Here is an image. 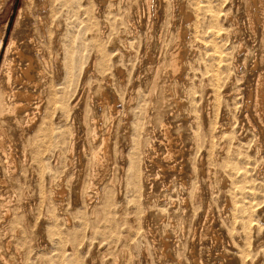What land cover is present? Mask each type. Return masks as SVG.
<instances>
[{
    "label": "rangeland",
    "instance_id": "1",
    "mask_svg": "<svg viewBox=\"0 0 264 264\" xmlns=\"http://www.w3.org/2000/svg\"><path fill=\"white\" fill-rule=\"evenodd\" d=\"M79 1L82 4L83 3H86V5L88 4L87 5L88 9L90 8L89 9L90 17L92 16L90 24L93 29L95 28L94 31H96V32L93 31L94 40H97L98 42L100 41L101 45L104 44L106 51L108 50L107 53L110 51L108 55L110 57L109 59L111 60V65L113 66L115 65L116 67L119 68V70L124 72V76L126 77L125 78L126 80L129 76L132 75V72L134 71L135 76L141 77V80H140L141 83H138L137 86L140 87V89H144L147 91L149 88L153 90V93L155 96L154 100L156 101L157 103L156 107L158 108L154 107L155 109H153L147 115L149 117L146 116L145 119L147 120L143 119L144 126L147 124L146 128L148 130V133H147L148 135L146 138L149 140V141L147 139L144 140V142L146 143V144L144 143V150L148 151L149 149L148 147L150 145H154L156 149L160 152V154H164L166 152V148L164 144V138H163L161 126L163 124L169 125L172 129L174 137L177 139L176 146L178 145L177 148L181 152V154L177 158L178 168L175 170V172H171V173L166 172V174L164 173L160 175L158 173L159 172L158 167L156 165L149 164V167H150L149 168L150 170L149 178L154 181V183L149 182L148 184L149 188L152 187V190H151L152 201L148 204V207L150 208L149 212L150 211L151 212L148 215L147 221L145 222L143 220L141 221L143 222V225H144L142 230L144 229L149 230V231L152 230L154 233V235H152L153 237L146 234V231L144 232L142 231V233L139 235L141 236L140 239H139V236L138 237L136 236V234H138L139 231H137L138 227H137V223L135 222V218L128 217L125 215L126 213L125 211L128 209L126 205L120 207L122 203L125 204L124 202H126L125 200L126 198H128L127 196L128 194L126 192L127 190L126 188H124L126 190V191L124 190L126 194L123 193L122 196L120 197L119 201L121 203L118 201V205L120 207L119 215L121 214L122 218L127 219V221L131 223V225L124 226L125 228L122 227L120 228L121 230H119L120 232L124 231L122 233L123 238L121 239L122 241L123 240L125 241L124 242L125 246L123 247L122 245H120L122 241L119 242L118 238L113 237V236L109 237V235H111L110 234L111 230L109 228L110 225H108L107 222L105 223L103 219L98 218L99 215L96 213L97 209H99L105 203L102 199H100V196L95 195L94 191L88 188L87 174L81 173L80 172L81 167L79 166L80 168H77L76 172L75 171L70 172L71 174L69 173L67 175V177L69 176L67 180L66 178L64 180L63 187L65 189V192L66 191L67 192L65 194L66 196L64 195V199L61 200L63 201L62 202L63 204H61L62 205L61 207L60 205H58L59 203L55 201L53 197V191H49L50 192L49 198L51 200L50 199L48 200L49 203H47V207H46V213L49 214L47 215L49 220L48 221L46 220V223L51 224V225L49 224L50 226H48L47 224L49 229L52 227V225L53 226L55 225V227H52V228H54L57 231L53 230L52 228L50 229L51 231L49 230L50 235L52 233L53 234L55 233V235L52 234L51 237L49 234H47L48 237L46 235V240L42 241V243L39 244L40 249L38 248V253L35 254V256H38L36 258L35 256H30V254L28 256L29 249L27 250L26 246H24L23 244H20V241L26 236L28 240L32 239V236H31L32 235L31 227H33L32 224L34 226L35 225L38 226L39 222L38 220H35V217L37 219V212H34L36 211L38 203L34 204L33 202H30L27 199L28 194L30 195V188L33 183L30 181V179H28V176L26 174L27 169L23 167V157H22V151H23L22 147L23 146L22 144H23V141L27 139V137H24V138L19 137L20 136L19 131H13L11 133L13 136L17 138L18 142L16 144H17V147L19 146L18 149L15 150V154H17L16 157H17V160H19L18 164L20 163L19 165L21 168L18 165L17 170H15L14 172L12 170L9 171L7 168V165L5 164V157L0 156V180H6L7 182H9L8 186H6L5 188H0V193H1V196L4 195V199L12 198L13 202L11 205H13L12 208L14 209L12 213L13 215L11 214V216L8 218L9 220L12 219L11 222L9 220H6L0 226V255L4 256L7 260H9L8 264H105V263L106 264H115V263L117 264H236V258L240 254L247 253L246 255L252 257L254 261H256V264H264L263 263L264 262V251H263L264 250V221H263L264 220V201H263L264 200V167L263 166L264 165H262L264 164V124L261 119V116L257 112V105L255 101L250 99V94H251V91L254 89L257 76L264 75V66L260 60V57H258V64L256 67L254 64L257 59V55L259 51L261 50L260 44L262 41V29H259L258 33H252L248 29V24H247V21H245L246 20L245 15L243 14V5L246 0H222V1L220 0H90V1L86 0V2L85 0H79ZM150 1L152 2V4ZM224 1L225 3H223ZM77 2L78 0H0V32L2 31L5 32L4 42L7 44L12 38L16 40L17 48L25 55L33 57L34 63H35L34 67H36V69L41 68L42 70H44L45 73L48 75V77H50L52 80V76L55 71L54 70L55 65L54 63H52V60H51L52 58L51 52L55 51V49L52 46L53 44L52 45L49 44L50 29L51 28L54 29L55 24L57 23L58 28L60 27L58 30L59 31L61 30L60 34L62 33V35L58 36V40L61 39L60 40L61 42L60 41L58 42V46L61 45L63 43L62 40L65 39L64 33L66 34L67 32L71 31L70 34H72L71 35L72 38L73 36L76 35L75 36L76 38L75 37L74 38L77 39V40H74L73 38V40L76 42H74L72 46L74 47V49L79 50L82 54L84 53L80 58L81 60L80 61V64H81L80 72L83 73V80H85L86 82L82 81V85L87 84L88 86L90 85L89 87L92 86L91 88L93 89V91H94V88L96 89L94 91L95 93L101 87L107 86L106 83H109L108 80L110 81L113 80L112 88L111 87L108 88L109 91H111V89L117 90V87L120 86L118 87V89H120L119 91H121V88H122L121 92H123V90H125V86L124 84H120L122 75L119 72H115V71L114 73L112 71L110 73L111 75H109V73H107V75L99 74L98 72H96L97 71L96 66L98 67L100 65V62L102 59V57H100V54H98L99 57L94 55V58L93 57L90 58L91 56L90 55L91 54L90 44L88 46H85L84 49H82L83 47H80L78 42H79V37L81 33H78V32L79 31L82 32L83 27H84L83 25L85 24H84V17L83 16L81 17L82 13H78V10H76L78 8V7L76 8L78 4L75 5ZM92 4L94 5L92 6ZM219 5H221L220 7H222L221 11H220ZM238 5L240 6V8H238ZM72 7L74 8L73 11H72L73 9ZM21 8L26 9V13L23 17L24 19L23 21L18 20V12ZM53 8L56 10V13H57V15L55 16V19L52 18L50 15L51 9ZM225 8L228 9V12ZM222 11L224 12L223 15L221 14ZM225 11L227 13H225ZM93 12H96V13H93ZM218 13L220 16L218 15ZM228 13L233 15L234 19L237 21L236 26L234 25L233 22L231 23V21L229 20ZM96 14H99V15L97 16ZM93 17H95L96 20ZM55 20H56V23L54 22ZM76 20L77 22H73ZM78 20L79 22L81 21L80 24ZM215 20L220 21L219 25L216 24L218 22H216ZM95 21L97 24L98 23L99 24L97 25L96 23H94ZM124 22L128 23V25L125 24ZM213 22L214 24H216L215 26L214 25L212 26ZM73 23L74 25H72ZM124 24L127 27H125ZM94 25H96V27ZM70 26L71 28L72 27L73 28L70 29ZM77 27L79 29L76 30ZM180 27H184L187 33L186 36H184L185 38L184 42L180 45L183 48V51H186V54H184L185 62L188 63L187 62L188 60L189 62H192L193 58L191 57V55L194 51H197L198 56L196 55V57L198 58L199 61L201 60L200 68L203 70L200 73L196 72L195 71L196 68L194 69L191 63L187 64V66L190 69L186 66L184 69V73H183V75L186 74L187 77L184 76L182 81H179L178 83L175 82L173 83V86H172L174 87L173 89L175 91L176 89L178 92L180 91L179 96L173 93H167L168 94L167 96V94L164 95L163 93H157V92H161L160 90L163 84V80L164 78H166L165 70L167 69L168 63H169V62L167 63L166 61H169L168 58L170 54H172L176 48L175 45L178 40L177 34H178V30L180 29ZM65 28H66V31H64ZM217 28L219 30L221 29L222 31H226V32L229 31L228 30L229 28L231 30L234 28L232 30L233 32L230 30L229 33H227L228 40L229 39L231 40V41L229 40L230 42L228 43L229 44L231 43L232 45L230 44V46H228L229 44L226 43V45L222 48V44H221L222 42L220 41V39L217 36H214V35L212 36L210 34L211 30L212 32H215L218 30ZM72 30L74 31V33ZM201 31H202V35H201ZM198 32L201 35L200 39L198 36L199 35ZM196 33L198 35H196ZM232 33L233 34L235 33V34L233 35ZM194 36L195 37L198 36V38L196 39ZM203 37L206 38L207 40L204 39ZM213 37L214 39H212ZM231 38H233V40ZM85 39L86 38L84 37V40H83V37H82L83 42H85ZM113 39L115 41L117 40L119 43L117 41L116 42L113 41ZM239 39L240 40L242 39V40L240 41ZM200 40L201 42H204V45H202L203 47L201 48L202 51H204L203 53L199 49V47L201 46H198V44L196 43L197 41H200ZM213 41L215 44L218 45L217 50L219 49V46L221 45L220 46L221 52L223 53L227 52V53H224V59L230 58L228 61L227 59H225L226 60L225 65L228 64L229 66L227 65L228 67L227 69L225 66L226 71L225 70L223 71V69L221 70L222 74L221 72L219 73V71L217 70L218 63L215 61L217 55L214 53L215 49L212 46ZM240 42H242L243 45L245 46L244 51L240 53V56H238L239 57L238 59L240 63L242 64L241 70H240L242 74H237V73L235 74L233 62L235 61L234 58L238 54L237 50H238V44ZM66 43L68 42L66 41ZM105 43H107V45ZM84 44H87V42H85ZM149 44L151 45L150 51H151L153 58H150L147 56V50H148ZM54 45L57 47V44H54ZM78 45L82 51L78 48ZM208 46L212 48H209ZM87 47L89 48L86 49ZM206 49L207 51L205 53ZM112 51L114 52L111 53ZM86 52L88 55H86ZM53 53L56 54V52H53ZM110 53L116 55V57L118 56L119 58L118 57L116 58L114 55H110ZM210 53H212L213 56ZM201 54L206 55V56H204L203 58ZM86 56L87 58H89V60L86 59ZM211 56L213 57V59L210 58ZM112 58H114L115 60L117 59V60L114 61V59L112 60ZM201 58L207 59L208 61L203 60L202 62ZM129 60H131V62ZM212 60L215 62H213ZM45 61H48V62L50 61V62L48 65H45L44 63ZM92 61L95 62V67H94L95 71H94L93 76L88 71L90 70L89 65L92 64ZM112 61H114L115 64ZM132 61H134V64ZM126 62L127 64L129 63L128 66ZM205 63L208 67L202 66ZM2 64H3V54L0 53V110H2L6 102L3 97L4 75L2 73ZM213 64H216V65H213ZM43 65L45 68L43 67ZM230 65H232L233 67ZM132 66H135L136 68L135 67L133 68ZM214 66L216 67V69ZM186 68H188L189 70L188 69L186 70ZM130 69H131V72L129 71ZM126 70L129 71V73H127ZM214 70H217V71H214ZM193 71L195 75L197 74L196 76L193 74ZM208 72H210V74L212 73L211 74L212 76H209L210 74L208 75ZM216 72L219 75L221 74L220 75L221 77ZM126 73L130 75L127 76ZM223 73L225 74V76L228 75V73H234V76L236 75L234 77L235 79L234 82L227 85L228 82L223 81V76H224ZM157 76H158V79L156 80L157 83L155 84L154 77H157ZM218 76L221 80L220 81L221 84H217ZM100 77L101 78L104 77V78L101 79ZM202 78H204V80ZM39 79L40 77H37V80ZM89 79L91 80V83ZM103 80H105V82H103ZM201 81L203 82L202 84H204V82L205 84L201 85L200 84ZM59 82L61 83V81H58V82L56 81L55 82L56 85H59L60 84ZM212 82H214L213 86L215 85L216 87H218L219 90H222V91L226 90L232 93L234 92V96L232 97L231 104L232 105L235 104V106L237 105V109L234 111V113L236 114L234 115L233 112H232L233 114H231L232 118L229 116L223 117L220 113H219L220 114L219 116L218 114V117H217L218 123L227 125L225 133L222 132V135H221L222 137L218 136L214 128L216 127L217 123L215 121L217 120L211 117L209 118L211 121H206V118L208 117V109H206L208 108V101L206 99L207 97H205L206 92L204 90L205 89L204 86H206V84L208 85L210 83L212 84ZM97 83H100V84H97ZM113 83H114V86L116 85L117 87L116 86L114 87ZM153 83L155 86L153 85ZM192 83L193 85H195L196 90H200L202 88L203 89L198 91L199 93L202 94V96L201 94L196 93L194 96L195 101L193 100V102L190 103L189 101L190 93L188 91L190 90L189 87L193 86ZM126 84H127V81H126ZM211 84L209 85V87L212 86ZM60 85L58 86V88L62 89V85L61 86ZM215 86L214 88L216 89ZM15 87L17 89H20L22 85L17 84L15 85ZM152 87H155L156 91ZM72 90L70 91V98H68V103L73 102L74 104H79V105L75 108V112H76V114L74 113V115L76 116V117L74 116L75 120L74 119L70 120L71 122L67 121V123L70 122L68 124L71 125V127L73 126L74 128L72 127L70 128L72 130H70L67 127L66 134L69 133L70 135L67 134L66 136L70 137L71 139V135L76 133L79 137V140L77 141V152L76 153L79 154L82 151L81 154L83 153L82 155H85L87 153L88 154L90 153V150H91L90 148H92L91 146H93V144L91 142L90 134L89 133L87 134V131L82 126L81 117L79 114L82 113V110L84 109L85 105L88 106V108L90 107L91 97H88L89 96L88 95L82 98V96L80 97V94H77V97L73 99L72 97L74 96V90L73 91ZM198 96H201V97L199 98ZM78 99L80 102L78 101ZM87 99L88 100L90 99L88 103L86 102ZM160 100L162 103H160ZM183 100H184V103H183ZM196 100H197V104H196ZM180 101H182V104H179ZM158 102H159V105H158ZM23 104H26V103H23ZM121 104L122 102L119 104V108L123 110L124 106L123 104L122 105ZM189 105H190V108H189ZM194 105L197 107V109L196 107L193 108ZM238 107L240 108V110H238L239 109ZM76 109H78V112ZM190 109L193 111L191 112ZM86 114L85 116H89L88 114L87 115ZM225 115H228V114L226 113ZM8 119H10V117H8ZM10 120H13V118H11ZM88 120H89V117L87 121ZM197 121L200 123L199 126L197 125L198 124ZM201 125H203V127ZM194 128H197V129H194ZM25 129L27 128L25 127ZM205 129L207 132L205 131ZM210 129H212V131ZM27 131L28 130H26V132ZM119 132L120 130H118V133ZM212 134L214 135L213 137H212ZM207 135L209 136V139L212 141V144L213 143L216 144L218 142L216 145L214 146L212 145V148H211L212 150L213 148L217 147L216 149L213 150L214 153L220 154L221 148L224 147V150H223L224 154L223 155L221 154L222 156L220 159L222 161L227 159L226 160L227 165L232 167V168L229 167V169L231 170L234 168L233 171L229 170L226 164H224V166L225 168L227 167V169L224 168V166L222 165L224 161L223 162L218 161L217 158L212 160V158L208 157L209 155L206 152L207 149L203 147V144L205 143L206 138H208ZM66 136H64L63 139H65ZM85 136H86V139H85ZM202 136H204V139L202 138ZM224 137H227V138H224ZM229 137H233L234 139L229 138ZM63 139H61L62 142L63 141L66 142L68 140L70 141V139H65V140ZM218 139L221 142H219ZM225 139H228V140H226L225 142ZM229 140H233V141H229ZM69 141H68V144L67 142L66 143L60 142L61 145L59 144V148L54 153V155H56L59 150L60 152L57 154L59 155V158L63 154L62 159L58 158V162H56L58 163L57 164L58 168L56 167L55 165L56 163L54 162L55 158L52 159V157H50L51 160L49 159V161H51L50 163L51 164L53 163L52 167L55 170L54 172V170L51 169L52 173L54 172L53 173L54 175L52 174L54 176L53 177L54 179H56V177H58V175L62 172L60 170L59 165L61 164L60 166L62 167V162H64L65 158L67 157L66 149H69ZM201 141L202 143L203 142L204 143L202 144ZM199 142L201 145H199ZM196 147H199L200 149L199 148L196 149ZM197 150L199 151L197 152L198 157L196 156ZM219 154H217L218 158H219ZM229 154L231 155V157H229L230 156ZM200 156H204L203 158L205 159V163L207 167H211L214 165L213 167L216 168V169L214 168V170H216L214 175L218 177L215 178L213 176L214 178L208 177L207 179L199 175V173L195 174V172L193 171V168L197 170L198 168L197 163H199L198 158H200ZM235 157L237 158L235 159ZM193 159H196V160L194 161ZM84 161L86 163L88 162L86 157ZM212 161L214 162L216 161V162L213 163ZM228 162H230L231 164L233 162L234 163L232 164L233 166L230 163L229 165ZM191 163L192 165H190ZM217 168H218V171H217ZM119 170H120V165L119 166L117 165L116 171L118 173L117 172L116 173L118 176L120 174ZM224 170L226 173L225 172L222 173V171ZM24 171H25V174H24ZM71 175H73L72 179L70 178ZM196 175L198 176V178ZM216 180L217 182H215ZM51 182H50L51 186L49 185L50 190H51L52 185L54 186L56 185L58 186V188L60 187V185L55 180H52ZM106 184L108 185V183ZM141 184L142 183H140V186L142 187L143 185ZM245 184H247V186ZM256 184L258 186L260 185L259 186L260 188ZM86 187H87V190H86ZM249 189L250 190L252 189V191L250 192ZM101 191L104 192L106 190L103 187H101ZM114 193H116V191ZM248 198L250 201L249 200L247 201ZM87 200H90L89 203L91 204H89ZM185 200L186 202H184ZM9 201H11V199H9ZM68 203H70L71 205H69ZM84 203H86L87 205H85ZM93 203L95 205H93ZM1 204L2 203L0 201V210H2ZM48 204H50L51 206L50 205L48 206ZM258 204L262 206L260 207L261 209L258 207H255ZM76 205L77 206L80 205V206L77 208ZM81 205H82V208L79 209ZM237 206L240 207L239 213L238 211L236 212ZM48 207H50L51 211L50 209H48ZM224 207H226L225 211H224ZM70 208H72L71 209L72 211L70 210ZM75 208H77L79 211H82V213H84L85 215L86 214L87 216L89 215L88 217L86 216L88 218V221H87V218L80 219L82 222L79 221V219L75 221L76 220L75 218L74 220H72L74 217L73 211L75 210L78 211ZM91 208H92V211H91ZM146 209L147 207L144 206L143 210H146ZM86 211H89V212L86 213ZM90 212H92V214ZM153 214L156 215L157 219L155 217H151ZM63 219H65V221ZM68 219L71 220L70 223L68 222ZM83 221L86 222V225H84ZM87 223L89 224L87 225ZM63 224L65 226H63ZM81 225L85 226V230L84 228L80 227ZM92 225L94 226V228ZM60 226H62L63 228ZM81 230L82 232H84L83 235L79 233V231ZM91 231L94 233H92ZM56 232L58 233L56 234ZM66 232H68V234ZM107 232L109 235L107 234ZM102 234L105 237H102L101 236ZM78 236L80 237V239L77 238ZM107 237L109 239H107ZM111 237H113L116 240H114ZM146 237H149L150 239ZM163 240L166 241L167 246H164ZM97 241L100 243H98ZM63 242L65 243V245H63L64 244ZM8 243H11V246L9 248L10 250L8 249ZM17 243L19 245H16ZM72 245L73 246L79 245V247L75 249V247H73ZM66 246L67 248H65ZM88 247L90 250L88 249ZM17 248H20V251H21L20 254L16 251ZM58 248H59V251H58ZM79 248H81L80 249L81 252H79ZM67 250L73 253H67ZM82 250H83V253H82ZM145 250H147L148 254L145 253ZM164 250L167 252L166 254H163ZM88 254L90 255L88 256ZM1 256H0V264H6L1 260ZM27 257L29 258L27 259ZM82 257L83 259L84 258L85 259L83 260ZM75 258L78 260H76ZM29 261L31 263H29Z\"/></svg>",
    "mask_w": 264,
    "mask_h": 264
},
{
    "label": "bare ground",
    "instance_id": "2",
    "mask_svg": "<svg viewBox=\"0 0 264 264\" xmlns=\"http://www.w3.org/2000/svg\"><path fill=\"white\" fill-rule=\"evenodd\" d=\"M90 1V0H89ZM222 1V0H220ZM75 2V1H74ZM86 2V0H85ZM151 2V1H150ZM88 3V2H87ZM220 3V2H219ZM218 3V4H219ZM222 3V2H221ZM225 3V1L223 2ZM228 3V2H227ZM226 3V4H227ZM78 4V5H77ZM85 4V5H84ZM152 4V2H151ZM241 4V3H240ZM2 5V4H1ZM76 6V10H78V13H82L81 17H84V24L83 25V30L82 32L79 31L78 33H81L80 37H79V45L80 47H83L82 49H84L85 46H88L90 44L91 47V56L90 58H94L95 56H98V54H100V57H102L100 65L97 67L96 66V72H98L99 74H103V75H107V73H109V75H111L110 73L113 71L115 72H119L122 75V79H121V83L120 84H124L125 86V90L119 91L120 89H118V87L120 86H116L117 90L114 89L111 91H109L108 88H112V81L113 80H108L109 83H106L107 86H103L100 89L97 90V92L94 93V91L96 90L94 88V91L91 87H89L87 84H83L82 85V81L83 80V73L80 72V58L81 56L84 54H82L79 50L74 49V47L72 46V44L77 40L75 39L76 35L73 36L72 38V34H70L71 31H68L65 35V39H63V43L61 45L58 46V42L61 40H58V36L62 35V33L60 34V31L58 30V26L56 23V20L54 21L55 27L54 29L51 28L50 29V42L49 44H53L52 46L54 47L55 51H52L51 55H52V63H54L55 65V71L53 73L52 76V80L50 77H48V75L45 73L44 70H42L41 68L36 69V67H34V59L31 56H27L24 53H22L18 48H17V42L16 40H14L13 38L6 44L4 42V37H5V32L2 31L0 32V53L3 54V64H2V73L4 75V92H3V97L4 100L6 101L4 104V107L2 108V110H0V156L5 157V164L7 165L8 170H12L13 172L15 170L18 169V162L19 160H17V157L15 154V150L18 149L17 147V138L15 136L12 135L11 132L13 131H19L20 136L19 137H27V139L25 141H23L22 144V157H23V167H25L27 170V176L28 179H30L32 183V186L30 188V195L28 194L27 199L30 202L38 203V206L36 208L37 212V219L35 217V220H38V226H34L32 224L33 227H31V236L32 239L28 240L26 237H24L21 241L20 244H23L24 246L27 247V250L29 249V253L28 256L30 254V256H35V254L38 253V248H39V244L42 243V241L46 240V235L49 234L50 232L49 230L52 227H55V225L49 229L48 226H50L48 223H46V220L48 221V213H46V207H47V203L49 198V191H53V197L55 199L56 202H58L60 205V207L62 206L61 204H63L61 201L62 199H64V195L66 194L65 189L63 187L64 184V180L67 177V175L70 172H76L77 168H80V172L81 173H85L87 174V186L90 190L94 191L95 195L100 196V199H102L104 201L105 204H103V206H101L99 209H97V214L99 215L98 218H101L105 221V223L107 222L108 225H110V234H107L113 237L118 238V241H122L121 239L123 238V232H120L119 230H121L120 228L124 227V226H129L131 225V223L129 221H127V219L122 218L121 214L119 215V210L120 207L126 205L128 207V209L125 211V215L128 217H133L135 218V222L137 223V231L138 234H136V236L138 237L142 231H146V234H148L149 236L154 235L153 231H149V230H142L144 225L143 222L141 220H143L144 222L147 221L148 219V215L149 213V207L148 204L152 201V187L149 188V182H153L154 181L152 179L149 178V164L151 165H156L159 169V174H166V172L171 173V172H175V170L178 168V157L181 154V152L178 150L176 143H177V139L174 137V134L172 132V129L169 125L167 124H163L162 127V134H163V138H164V144H165V148H166V152L164 154H160V152L156 149V147L154 145H150L148 148V151L144 150V140L147 139V133L148 130L146 128V125L144 126V120L146 116L153 110L155 109L154 107H156V101L154 100V93L153 90L151 88L147 90L144 89H140V87H138V83H141V77L140 76H135L134 75V71L132 72V75L129 76L127 78V80L125 79L126 77L124 76V72H122L121 70H119L118 67H116L115 65H111V60L109 59V55L108 52L106 51L104 44L101 45L100 41L98 42L97 40H94L93 37V31L94 29L91 27L90 21H91V17H90V12L88 9V4L86 5V3H80V1L78 0V2L75 4ZM94 4H92L93 6ZM198 6V5H197ZM209 6V5H208ZM221 5H219L220 7ZM225 7V6H224ZM73 8V7H72ZM148 8V7H147ZM237 8V7H236ZM238 8H240V6L238 5ZM93 9V8H92ZM226 9V8H225ZM230 9V7H229ZM74 10V8L72 9V11ZM96 10V9H95ZM195 10V9H194ZM222 10V7H220V11ZM228 12V9H226ZM93 11V10H92ZM98 11V10H97ZM196 11V10H195ZM237 11V10H236ZM76 12V11H74ZM225 11V13H227ZM231 12V11H230ZM229 12V13H230ZM26 13V9L21 8L18 12V20H24L23 17ZM96 13V12H93ZM98 13V12H97ZM223 11L221 12V14L223 15ZM228 13V14H229ZM241 13V12H239ZM227 14V15H228ZM243 14L245 15V21H247L248 24V29L252 32V33H258L259 29H262V41H261V50L259 51L258 55H257V59L255 61V67L258 64V57H260V60L264 66V0H246L244 2L243 5ZM51 17L55 19V16L57 15L56 10L53 8L51 9V13H50ZM97 16L99 14H96ZM195 15V14H194ZM217 15V14H216ZM215 15V16H216ZM219 15V13H218ZM243 15V16H244ZM220 16V15H219ZM198 17V16H197ZM213 17V15H212ZM217 17V16H216ZM95 20L96 18L93 17ZM104 18V17H103ZM57 19V18H56ZM72 19V18H71ZM75 19V18H74ZM93 19V20H94ZM215 19V18H214ZM218 19V18H217ZM224 19V18H223ZM80 20V18H79ZM78 20V22H79ZM117 20V19H116ZM213 20V19H212ZM221 20V18H220ZM229 20L231 21V23L233 22L234 25H237V21L234 19L233 15L229 14ZM120 21V20H119ZM122 21V19H121ZM120 21V22H121ZM124 21V20H123ZM214 21V20H213ZM216 24L219 25L218 20H215ZM244 21V20H243ZM19 22V21H18ZM73 22H77L73 21ZM81 22V21H80ZM79 22V24H80ZM83 22V21H82ZM93 22V21H92ZM91 22V23H92ZM96 23V21L94 22ZM122 23V22H121ZM125 23V22H124ZM71 24V22H70ZM69 24V25H70ZM97 24V23H96ZM99 24V23H98ZM97 24V25H98ZM123 24V23H122ZM128 25V23H125ZM124 24V25H125ZM131 24V23H130ZM206 24V23H205ZM212 24V26L216 25ZM74 25V23L72 24ZM227 25V24H226ZM233 25V24H232ZM68 26V24H67ZM77 26V24H76ZM79 26V25H78ZM96 27V25H94ZM230 26V24H229ZM75 27V26H74ZM98 27V26H97ZM125 27H127L125 25ZM73 28V27H72ZM70 26V29H72ZM132 28V26H131ZM211 28V27H210ZM221 28V27H220ZM75 29V28H74ZM79 29L78 27L76 28V30ZM99 29V28H97ZM129 29V27H128ZM215 29V28H214ZM213 29V30H214ZM218 29V28H217ZM228 29V28H227ZM234 29V28H233ZM232 29V30H233ZM237 29V28H236ZM235 29V30H236ZM122 30V29H121ZM133 30V29H132ZM211 30V29H210ZM225 30V29H224ZM229 31L231 30L230 28L228 29ZM227 30V31H228ZM231 30V31H232ZM64 31H66V28L64 29ZM73 31V30H72ZM98 31V30H97ZM152 31V30H151ZM204 31V30H203ZM226 31H222L221 29L215 31V32H210V34L213 36H217L220 41L222 42V48L227 44H229L228 42H230L228 40L227 37V33ZM96 32V31H94ZM139 32V31H138ZM233 32V31H232ZM74 33V31H73ZM195 33V32H194ZM97 34V33H96ZM130 34V33H129ZM148 34V33H147ZM186 30L184 27H180V29L178 30V34H177V42L175 45V50L172 54H170L168 60L166 61L168 63V67L165 70V77L163 80V84L161 87V92H157V93H163L164 95L167 93H173L177 96H179V92L173 89V83L175 82H179L182 81L184 76L187 77V75H183L184 73V69L187 66V64L191 63L195 69L196 72H201L203 69L200 68V62L198 58L196 57L197 55V51H194L191 55V57L193 58L192 62H189V60L187 61L188 63L185 62V55L186 51H183V48L180 46L185 38L184 36H186ZM199 34V35H198ZM198 34L196 33V35L199 36V39L202 35V31H201V35L198 32ZM204 34V33H203ZM206 34V32H205ZM204 34V35H205ZM208 34V33H207ZM209 34V35H210ZM233 34V33H232ZM235 34V33H234ZM233 34V35H234ZM74 35V34H73ZM102 35V34H101ZM239 35V34H238ZM96 36V35H95ZM118 36V35H116ZM152 36V35H151ZM195 37L196 39L198 38ZM64 37V36H62ZM61 37V38H62ZM78 37V35H77ZM85 39V42H87V44H84L85 42H83L82 40ZM100 37V36H99ZM232 37V36H231ZM101 38V37H100ZM204 38V37H203ZM210 38V37H209ZM257 38V37H256ZM67 39V40H66ZM111 39V38H110ZM176 39V38H175ZM206 39V38H204ZM203 39V40H204ZM214 39V37L212 38ZM233 40V38H231ZM100 40V39H99ZM104 40V39H103ZM149 40V39H148ZM195 40V39H194ZM207 40V39H206ZM205 40V41H206ZM217 40V39H216ZM240 40V39H239ZM242 40V39H241ZM240 40V41H241ZM66 41L68 43H66ZM109 41V40H108ZM113 41H115L113 39ZM117 41V40H116ZM115 41V42H116ZM161 41V40H160ZM210 41V39H209ZM219 41V43H220ZM61 42V41H60ZM118 42V41H117ZM127 42V41H126ZM188 42V41H187ZM212 42V41H211ZM234 42V41H233ZM77 43V44H78ZM108 43V42H107ZM107 43H105L107 45ZM119 43V42H118ZM149 43V42H148ZM198 44L199 49L201 50V52L203 53L204 51H202V45H204V42L197 41L196 42ZM206 43V42H205ZM217 43V42H216ZM236 43V42H235ZM57 44V47L54 45ZM163 44V43H162ZM231 44V43H230ZM230 44L228 46H230ZM78 45V48H79ZM105 45V46H106ZM109 45V44H108ZM220 45V44H219ZM232 45V44H231ZM196 46V47H198ZM206 46V44H205ZM211 46V45H209ZM208 46V47H209ZM213 48L215 49L214 53L217 55L216 57V62L218 63V71L219 73L221 72L222 74V69L223 71L228 68L227 65H225V58L224 59V53L227 52H221L220 50V46L219 49L217 50L218 45L214 43L212 44ZM227 46V47H228ZM39 47V46H38ZM89 47H87L86 49H88ZM151 45H148V50H147V56L150 58L152 57L151 51H150ZM212 48V47H209ZM226 48V47H225ZM59 49V50H58ZM80 49V48H79ZM85 49V50H86ZM110 49V48H108ZM160 49V48H159ZM245 49V46L243 45L242 42H240L238 44V54L237 56L234 58L235 61L233 62L234 64V73L236 74H242L241 70V63L239 61V57L240 53L243 52ZM81 50V49H80ZM84 50V52H85ZM211 50V49H210ZM228 50V49H227ZM39 51V50H38ZM41 51V50H40ZM82 51V50H81ZM199 51V50H198ZM207 49L205 50L206 53ZM226 51V50H225ZM50 52V51H49ZM53 52H56V54H54ZM114 51H112L111 53H113ZM139 52V51H138ZM209 52V51H208ZM207 52V53H208ZM110 55H114L111 54ZM164 53V52H163ZM246 53V52H245ZM129 54V53H128ZM169 54V53H168ZM212 55V53H210ZM86 55L87 52H86ZM143 55V54H142ZM202 55V54H201ZM229 55V54H227ZM225 55V56H227ZM116 57V55H114ZM165 56V55H164ZM198 56V55H197ZM200 56V55H199ZM203 58L206 55H202ZM213 56V55H212ZM210 57L211 59H213V57ZM45 57V56H44ZM99 57V56H98ZM118 57V56H117ZM116 57V58H117ZM229 57V56H227ZM49 58V57H48ZM119 58V57H118ZM200 58V57H199ZM202 59L203 60H207V59ZM42 59V58H41ZM86 59L89 60V58ZM114 58H112L113 60ZM142 59V58H141ZM230 59V58H229ZM227 59V61L229 60ZM233 59V58H232ZM85 60V59H84ZM86 60V61H87ZM117 60V59H116ZM114 59V61H116ZM121 60V58H120ZM126 60V59H125ZM143 60V59H142ZM167 60V59H166ZM20 63H19V62ZM40 61V59H39ZM100 61V60H99ZM114 61H112L114 63ZM131 62V60H129ZM208 61V60H207ZM213 61V60H212ZM213 61V62H215ZM50 62V61H49ZM48 61H45V65L49 64ZM118 62V61H117ZM116 62V63H117ZM120 62V61H119ZM134 64V61H132ZM141 62V60H140ZM143 62V61H142ZM206 62V61H205ZM42 63V62H41ZM98 63V62H97ZM136 63V62H135ZM139 63V62H138ZM212 63V62H211ZM216 63V64H217ZM229 63V62H228ZM51 64V63H50ZM115 64V63H114ZM127 64V62H126ZM129 64V63H128ZM127 64V66H128ZM132 64V63H131ZM137 64V63H136ZM202 64V63H201ZM213 64V65H216ZM232 64V63H231ZM85 65V64H84ZM88 65V63H87ZM140 65V64H139ZM142 65V64H141ZM167 65V64H166ZM209 65V64H208ZM121 66V65H120ZM126 66V65H125ZM190 66V65H189ZM197 66V67H196ZM199 66V67H198ZM202 66L206 67V63L203 64ZM226 66V69H225ZM229 66V65H228ZM232 66V65H230ZM44 67V65H43ZM87 67V66H86ZM95 67V62L92 61V64L89 65L90 70L89 73L92 74V76L94 75V69ZM133 68L135 66H132ZM131 67V68H132ZM188 67V66H187ZM203 67V68H204ZM208 67V66H207ZM215 67V66H214ZM233 67V66H232ZM45 68V67H44ZM53 68V67H52ZM125 68V67H124ZM136 68V67H135ZM140 68V67H139ZM189 68V67H188ZM186 68V70L188 69ZM163 69V68H162ZM190 69V68H189ZM188 69V70H189ZM193 69V70H194ZM209 69V68H208ZM213 69V68H212ZM211 69V70H212ZM216 69V67H215ZM232 69V68H231ZM35 70V71H34ZM85 70V69H84ZM152 70V69H151ZM206 70V69H205ZM214 70V71H217ZM53 71V70H52ZM127 71V70H126ZM131 72V69L129 70ZM129 71H127V73H129ZM137 71V70H136ZM208 71V70H207ZM187 72V71H186ZM192 72V71H191ZM212 72V71H211ZM231 72V71H230ZM233 72V70H232ZM112 73V74H113ZM126 73V74H127ZM217 73V72H216ZM234 73H228V75L223 76V81L228 82L227 85L231 84L234 82ZM88 74V73H87ZM90 74V75H91ZM194 74V71H193ZM202 74V73H201ZM205 74V72H204ZM210 74V72H208V75ZM212 74V73H211ZM209 76H212V75ZM215 74V73H214ZM213 74V75H214ZM218 74V73H217ZM220 74V75H221ZM262 74V73H261ZM52 75V74H51ZM96 75V73H95ZM98 75V74H97ZM130 74H127V76ZM147 75V74H146ZM195 75V74H194ZM197 75V74H196ZM195 75V76H196ZM207 75V74H206ZM219 75V74H218ZM219 75V76H220ZM89 76V75H88ZM202 76V75H201ZM218 76V83L217 84H221V80ZM37 77H40L39 80H37ZM96 77V76H95ZM113 77V75H112ZM111 77V78H112ZM115 77V75H114ZM143 77V76H142ZM152 77V76H151ZM221 77V76H220ZM238 77V76H237ZM94 78V77H92ZM98 78V77H97ZM101 78V77H100ZM104 77H102L101 79H103ZM110 78V79H111ZM155 78V84L157 83L156 80L158 79L157 77ZM189 78V77H188ZM214 78V77H213ZM96 79V78H95ZM100 79V80H101ZM115 79V78H113ZM204 80V78H202ZM212 79V78H211ZM237 79V78H236ZM160 80V79H159ZM210 80V79H209ZM208 80V81H209ZM43 81V82H42ZM61 81V85H62V89H59L58 86L60 85H56L55 82ZM90 83L91 80L89 79ZM119 81V79H118ZM127 81V84H126ZM86 82V81H85ZM88 82V81H87ZM97 82V81H96ZM103 82H105V80H103ZM107 82V81H106ZM150 82V81H149ZM185 82V81H184ZM195 82V81H194ZM210 82V81H209ZM84 83V82H83ZM200 83V82H199ZM203 82L201 81V85ZM212 82V86L209 87L208 84H206V86H204V90L206 92V96L207 97V101H208V117L206 118V121H211L209 118L213 117V119L215 118L217 120L218 114L220 113L223 117H231L234 113V111L237 109V105L235 106V104H231L232 103V97L234 96V92H228L226 90H219L218 87H216V89L214 88ZM20 84L22 85V87L20 89H17L15 87V85ZM100 84V83H97ZM96 84V85H97ZM119 84V83H118ZM150 84V83H149ZM181 84V83H180ZM196 84V83H195ZM216 84V83H215ZM60 85V86H61ZM94 85V84H93ZM154 85V83H153ZM178 85V84H177ZM193 85V83H192ZM199 85V84H198ZM114 86V83H113ZM114 86V87H115ZM155 86V85H154ZM200 86V85H199ZM149 87V85H148ZM160 87V86H159ZM222 87V86H221ZM238 87V86H237ZM61 88V87H60ZM154 90L156 91L155 87ZM190 90L188 91L189 93V101L190 103L193 102L194 100V96L196 93H199L198 91L202 90H196L195 85H193L192 87H189ZM74 90V96L72 97L73 99H75L77 97V94H80V97L82 96V98L84 96H88L91 97V102H90V107L88 108V106L85 105L84 109L82 110V113L79 114L81 117V123L83 128L87 131V134H90L91 137V142L93 144V146H91L92 148H90V153L82 155L81 152L79 154H77V141L79 140L78 135L75 133L71 135V139L70 137H67L66 135L69 134L67 132V127L70 129L72 128L71 125H69L68 123H70V120H75L74 118V113L75 112V108L79 105V104H74L73 102L68 103V98H70V91ZM180 89V88H179ZM72 90V91H73ZM240 90V89H239ZM197 91V92H196ZM231 91V90H230ZM238 92V91H237ZM201 94V93H199ZM198 94V95H199ZM240 95V94H239ZM168 96V94H167ZM188 96V95H187ZM202 96V94H201ZM201 96H198L199 98ZM165 97V96H164ZM188 98V97H186ZM185 98V99H186ZM196 98V97H195ZM203 98V97H202ZM201 98V99H202ZM156 99V98H155ZM205 99V98H204ZM235 99V97H234ZM250 99L254 100L256 105H257V112L258 114L261 116V119L263 121L264 124V75H259L257 76V80L254 86V89L251 91L250 94ZM87 99V103L89 101ZM72 101V100H71ZM75 101V100H74ZM79 101V99H78ZM188 101V100H187ZM195 101V100H194ZM237 101V100H235ZM26 104H23V103ZM80 102V101H79ZM122 102L124 108L123 110L119 108V104ZM200 102V101H199ZM160 103L161 100H160ZM184 103V100H183ZM186 103V102H185ZM201 103V102H200ZM205 103V102H204ZM121 104V105H122ZM179 104H182V101L179 102ZM189 104V103H188ZM187 104V106H188ZM196 104H197V100H196ZM238 104V103H237ZM84 105V104H83ZM159 105V102H158ZM162 105V104H161ZM160 105V107H161ZM201 105V104H200ZM207 105V104H206ZM182 106V105H181ZM82 107V106H81ZM196 106L194 105L193 108H195ZM202 107V106H201ZM158 108V107H156ZM190 108V105H189ZM239 108V107H238ZM197 109V107H196ZM78 112V109H76ZM159 110V109H158ZM191 110V109H190ZM199 110V109H198ZM240 110V108L238 109ZM182 111V110H181ZM189 111V109H188ZM193 110H191L192 112ZM201 111V110H200ZM158 112V111H157ZM183 112V111H182ZM197 112V111H196ZM233 112V113H232ZM238 112V111H237ZM88 114L89 116H85V114ZM177 113V112H176ZM181 113V112H180ZM228 115H225V114ZM86 114V115H87ZM101 114V115H99ZM158 114V113H157ZM183 114V113H182ZM192 114V113H191ZM200 114V112H199ZM219 114V116H220ZM236 113H234L235 115ZM193 115V114H192ZM197 115V114H196ZM194 115V116H196ZM151 116V115H150ZM173 116V115H171ZM175 116V115H174ZM186 116V115H184ZM204 116V115H203ZM8 117L13 118V120L8 119ZM76 117V116H75ZM89 117V120L87 121ZM144 117V118H143ZM149 117V116H147ZM177 117V116H176ZM179 117V116H178ZM198 117V116H197ZM78 118V117H77ZM232 118V117H231ZM144 119V120H143ZM150 119V118H149ZM174 119V118H173ZM197 119V118H196ZM194 119V120H196ZM220 119V118H219ZM224 119V118H223ZM80 120V119H79ZM67 121H70L67 123ZM202 121V120H200ZM90 122V124H89ZM153 122V121H152ZM198 122V121H197ZM204 122V121H203ZM216 127V133L218 134V136L222 135V132L225 133L226 131V126L225 124H220L218 123V120L215 121ZM214 122V123H215ZM74 123V122H73ZM72 123V124H73ZM146 123V121H145ZM151 123V122H150ZM195 123V122H194ZM223 123V122H222ZM262 123V122H261ZM77 124V123H75ZM199 122H198V126H199ZM202 124V123H201ZM208 124V123H207ZM213 124V123H212ZM70 127H69V126ZM81 125V124H80ZM151 125V124H150ZM180 125V124H179ZM206 125V124H205ZM196 126V125H195ZM197 126V127H198ZM203 127V125H201ZM213 126V125H212ZM16 127V128H15ZM25 127L27 129H25ZM77 127V126H76ZM74 128V127H73ZM199 128V127H198ZM211 128V127H210ZM76 129V128H75ZM81 129V128H80ZM149 129V127H148ZM154 129V128H153ZM197 129V128H194ZM201 129V128H200ZM26 130H28L26 132ZM72 130V129H70ZM118 130H120V134L118 133ZM151 130V129H150ZM212 131V129H210ZM230 130V129H229ZM194 131V130H193ZM196 131V130H195ZM206 131V129H205ZM78 132V131H77ZM197 132V131H196ZM195 132V133H196ZM201 132V131H200ZM207 132V131H206ZM210 132V131H209ZM30 133V134H29ZM81 133V132H79ZM154 133V131H153ZM194 133V134H195ZM205 133V132H204ZM213 133V132H211ZM210 133V134H211ZM156 134V133H155ZM198 134V133H197ZM196 134V135H197ZM70 135V134H69ZM85 135V134H84ZM201 135V133H200ZM199 135V136H200ZM205 135V134H204ZM225 135V134H224ZM227 135V134H226ZM233 135V134H232ZM65 137V139H70L69 141V149H66V158L64 160V162H62V167L59 165L60 170L62 171L58 177H56V179H54L53 177V173L55 172V170L53 169L52 165L49 161L50 157H52V159L55 158V163L58 162V158L59 155H57L60 151L58 150L57 154L54 155V153L57 151V149L59 148V144L61 145L60 142L61 139H63ZM194 136V135H192ZM208 136V135H207ZM211 136V135H210ZM214 135L212 134V137ZM234 136V135H233ZM89 137V136H88ZM154 137V135H153ZM156 137V136H155ZM187 137V136H186ZM196 137V136H194ZM217 137V136H216ZM222 137V136H221ZM239 137V136H238ZM16 138V139H15ZM149 138V137H148ZM202 138L204 139V136H202ZM206 138V137H205ZM211 138V137H210ZM227 138V137H224ZM234 139L233 137H229ZM63 139V140H65ZM86 139V136H85ZM90 139V138H89ZM152 139V138H151ZM150 139V140H151ZM193 139V137H192ZM202 139V140H203ZM222 139V138H221ZM148 140V139H147ZM196 140V139H195ZM219 140V139H218ZM223 140V139H222ZM228 139H225V142ZM68 141L67 144H68ZM82 141V139H81ZM90 141V140H89ZM149 141V140H148ZM147 141V142H148ZM229 141H233V140H229ZM65 141H63L62 143H66ZM87 142V141H86ZM154 142V141H153ZM196 142V141H195ZM217 142V141H216ZM219 142H221L219 140ZM224 142V144H225ZM202 143V141H201ZM204 143V142H203ZM202 143V144H203ZM218 143V142H217ZM216 143V144H217ZM232 143V142H231ZM66 144V145H67ZM146 144V143H145ZM148 144V143H147ZM216 144H212V141L208 138H206L205 143L203 144V147L205 149H207V153H208V157L213 159H216L218 161H221L224 163L222 164L224 166V164L227 165V159L225 157L226 160H221V156L224 154V147L221 148L220 154H219V158L218 155L216 153H214V149L212 148V145H216ZM220 144V143H219ZM234 144V143H233ZM232 144V145H233ZM88 145V144H87ZM197 145V144H196ZM199 145L200 142H199ZM221 145V144H220ZM68 146V145H67ZM82 146V145H81ZM86 146V145H85ZM195 146V145H194ZM208 146V148H207ZM243 146V145H242ZM201 147V146H200ZM233 147V146H232ZM67 148V147H66ZM80 148V147H79ZM199 147H196V149ZM220 148V147H219ZM229 148V147H228ZM192 149V148H191ZM200 149V148H199ZM61 150V148H60ZM63 150V149H62ZM65 150V149H64ZM256 150V149H255ZM84 152V151H83ZM197 152H199L198 150L196 151V156H197ZM205 152V153H206ZM219 152V151H218ZM62 154V152H61ZM65 154V153H64ZM200 154V153H198ZM222 154V155H221ZM63 155V154H62ZM62 155H61V159H62ZM191 155V154H190ZM230 155V154H229ZM261 155V154H260ZM84 156V157H83ZM89 156V157H88ZM85 157L87 159V163L84 161ZM194 157V156H192ZM198 157V156H197ZM204 156H200L199 159V163H197L198 168L197 170H195V168H193V171L196 173H199V175L205 177L208 179V177H218L215 176L214 173L216 170H214L215 167L211 166V167H207L206 163H205V159L203 158ZM231 157V155L229 156ZM59 158V159H60ZM233 158V157H232ZM237 157H235L236 159ZM229 159V158H228ZM51 160V159H50ZM194 161L196 159H193ZM209 160V159H208ZM216 160V161H217ZM230 160V159H229ZM228 160V161H229ZM234 160V159H233ZM192 161V160H191ZM215 161V162H216ZM217 161V162H218ZM232 161V160H231ZM22 162V161H21ZM60 162V161H59ZM213 163H215L214 161H212ZM54 163V164H55ZM230 162H228L229 164ZM58 163H56V167ZM194 164V163H193ZM217 164V163H216ZM231 164V163H230ZM229 164V165H230ZM232 164H234L232 162ZM231 164V165H232ZM236 164V163H235ZM54 165V167H55ZM117 165H120V174L119 176L117 175V171H116V167ZM192 165V163L190 164ZM195 165V164H194ZM193 165V166H194ZM264 165V164H262ZM22 166V165H21ZM80 166V167H79ZM88 166V167H87ZM222 166V167H223ZM228 166V165H227ZM233 166V165H232ZM20 167V165H19ZM217 167V166H216ZM220 167V168H222ZM230 166H228L229 169ZM264 167V166H263ZM21 168V167H20ZM19 168V169H20ZM58 168V167H57ZM225 168V166H224ZM223 168V169H224ZM232 168V167H230ZM256 168V167H254ZM54 170V172L52 173V170ZM119 169V167H118ZM216 169V168H215ZM227 169V167L225 168ZM234 169V168H233ZM233 169H229L231 171H233ZM58 170V169H57ZM259 170V169H258ZM8 171V172H9ZM218 171V168H217ZM230 171V172H231ZM57 172V171H56ZM117 172V173H116ZM225 172L222 171V173ZM258 172V171H257ZM256 172V173H257ZM261 172V171H260ZM259 172V173H260ZM221 173V172H220ZM226 173V172H225ZM233 173V172H232ZM246 173V172H245ZM263 173V172H262ZM25 174V171H24ZM53 174V175H52ZM58 174V173H57ZM71 174V173H70ZM75 174V173H74ZM158 174V175H159ZM255 174V173H254ZM77 175V174H76ZM111 175V176H110ZM118 178H117V176ZM191 175V174H190ZM218 175V173H217ZM225 175V174H224ZM256 175V174H255ZM15 176V175H14ZM72 176V177H71ZM70 178H73V175H71ZM197 176V175H196ZM243 176V175H242ZM76 177V176H75ZM160 177V176H159ZM192 177V176H191ZM194 177V176H193ZM200 177V176H199ZM213 177V178H214ZM13 178V177H12ZM198 178V176H197ZM263 178V177H262ZM210 179V178H209ZM222 179V177H221ZM52 180H55L60 187L58 188V186H54L52 185L51 190H50V182ZM199 180V179H198ZM212 180V179H211ZM73 181V180H72ZM209 181V180H208ZM220 181V179H219ZM223 181V180H222ZM13 182V181H12ZM71 182V181H70ZM85 182V181H84ZM217 182V180L215 181ZM8 183L6 180H0V188H5L6 186H8ZM52 183V182H51ZM55 183V182H54ZM66 183V182H65ZM69 183V181H68ZM86 183V182H85ZM108 183V185L106 184ZM140 183H142L141 185H143L142 187L140 186ZM226 183V182H225ZM56 184V183H55ZM57 184V185H58ZM219 184V183H218ZM85 185V184H84ZM217 185V183H216ZM247 186V184H245ZM257 185V184H256ZM26 186V185H24ZM51 186V185H50ZM222 186V185H220ZM239 186V185H238ZM258 186V185H257ZM260 186V185H259ZM258 186V187H259ZM85 187V186H84ZM101 187H103L106 191V193H104L103 191H101ZM215 187V186H214ZM117 190H116V189ZM126 188V190L124 189ZM260 188V187H259ZM263 188V187H262ZM8 189V188H7ZM28 189V188H27ZM85 189V188H84ZM116 193H114L115 191ZM247 189V188H246ZM79 190V189H78ZM87 190V187H86ZM127 192V196L128 198H126V202H124L125 204H121V206L119 207L118 205V201L120 199V197L122 196L123 193L126 194ZM250 190V189H249ZM29 191V190H27ZM252 191V189L250 190V192ZM84 192V191H83ZM86 192V191H85ZM92 193V192H91ZM103 193V194H102ZM248 193V192H247ZM83 194V193H82ZM154 194V193H153ZM157 194V193H156ZM219 194V193H218ZM245 194V193H244ZM243 194V195H244ZM251 194V193H250ZM257 194V193H256ZM84 195V194H83ZM82 195V196H83ZM248 195V194H247ZM21 196V195H20ZM66 196V195H65ZM157 196V195H156ZM161 196V195H160ZM251 196V195H250ZM0 201H1V205H2V210H0V226L1 224H3L6 220H9L8 218L11 216V214L13 213V208L11 205L13 200L12 198H7L4 199V195L1 196L0 193ZM52 197V196H51ZM52 197V198H53ZM90 197V196H89ZM248 197V196H247ZM254 197V196H253ZM72 198V197H71ZM93 198V197H92ZM259 198V197H258ZM9 199H11V201H9ZM51 200V199H50ZM85 200V199H84ZM83 200V201H84ZM238 200V199H237ZM249 200V198L247 199V201ZM53 201V200H52ZM54 201V202H55ZM71 201V200H70ZM69 201V202H70ZM88 203L90 202V200H87ZM86 201V203H87ZM173 201V200H172ZM250 201V200H249ZM264 201V200H263ZM85 202V201H84ZM120 202V201H119ZM155 202V201H154ZM186 202V200L184 201ZM259 202V201H258ZM83 203V202H82ZM86 203H84L85 205H87ZM121 203V202H120ZM229 203V202H228ZM69 205H71L70 203H68ZM91 204V203H89ZM88 204V205H89ZM101 204V202H100ZM158 204V203H157ZM249 204V203H248ZM257 204V203H256ZM50 204H48L49 206ZM52 205V203H51ZM50 205V206H51ZM57 205V204H56ZM55 205V207H56ZM93 205H95L93 203ZM153 205V204H152ZM74 206V205H73ZM80 206V205H79ZM79 206L76 205V207L78 208ZM147 207L146 210H143V208ZM248 206V205H247ZM246 206V207H247ZM251 206V204H250ZM19 207V206H18ZM64 207V206H63ZM68 207V206H67ZM71 207V206H70ZM93 207V206H92ZM143 207V208H142ZM255 207H262L260 206V204L256 205ZM53 208V207H52ZM73 208V207H72ZM70 208V210L72 209ZM75 208V209H77ZM82 208V205L79 209ZM84 208V207H83ZM155 208V207H154ZM244 208V207H243ZM251 208V207H250ZM48 209H50V207H48ZM89 209V208H88ZM131 209V210H130ZM261 209V208H260ZM34 210V209H33ZM59 210V209H58ZM67 210V209H65ZM78 210V209H77ZM87 210V209H86ZM211 210V209H210ZM226 210V207H224V211ZM259 210V209H258ZM51 211V209H50ZM72 211V210H71ZM92 211V208H91ZM94 211V210H93ZM240 211V207H236V212ZM49 212V211H47ZM58 212V211H57ZM56 212V213H57ZM73 219H76L75 221H77V219H79V221H81L80 219L82 218H87V214L85 215L84 213H82V211H73ZM89 211H86V213ZM129 212V213H128ZM160 212V211H159ZM71 213V212H70ZM92 214V212H90ZM95 213V214H96ZM156 213V212H155ZM209 213V212H208ZM256 213V212H255ZM52 214V213H51ZM13 215V214H12ZM36 215V214H35ZM58 215V214H57ZM71 215V214H70ZM159 215V214H158ZM259 215V214H258ZM54 216V215H53ZM87 216V217H86ZM60 217V216H59ZM58 217V218H59ZM71 217V216H70ZM91 217V216H90ZM151 217H155L156 215L153 214ZM241 217V216H240ZM62 218V217H61ZM60 219V218H59ZM84 219V220H85ZM157 219V218H156ZM12 219H10L9 221L11 222ZM34 220V221H35ZM52 220V219H51ZM54 220V219H53ZM65 221V219H63ZM102 220V221H103ZM129 220V219H128ZM152 220V219H151ZM235 220V219H234ZM56 221V220H55ZM86 221V220H85ZM84 222V225H86V222ZM88 221V218H87ZM93 221V220H92ZM97 221V220H96ZM157 221V220H156ZM259 221V219H258ZM264 221V220H263ZM9 222V224H10ZM36 222V221H35ZM68 222L70 223L71 220L68 219ZM82 222V221H81ZM94 222V221H93ZM98 222V221H97ZM125 222V223H123ZM15 223V222H14ZM57 223V222H56ZM95 223V222H94ZM99 223V222H98ZM101 223V221H100ZM103 223V222H102ZM158 223V222H157ZM36 224V223H35ZM48 224V226H47ZM89 223H87L88 225ZM149 224V222H148ZM13 225V224H11ZM60 225V224H59ZM81 225L80 227L84 228L85 230V226ZM99 225V224H98ZM15 226V225H14ZM63 226H65L63 224ZM93 226V225H92ZM97 226V225H96ZM105 226V225H104ZM62 227V226H60ZM88 227V226H87ZM86 227V228H87ZM101 227V226H99ZM63 228V227H62ZM89 228V227H88ZM94 228V226H93ZM91 228V229H93ZM125 228V227H124ZM11 229V228H10ZM30 229V228H29ZM53 230H55L54 228H52ZM68 229V228H66ZM107 229V228H106ZM12 230V229H11ZM74 230V229H73ZM80 230V228H79ZM90 230V229H88ZM87 230V231H88ZM109 230V229H108ZM123 230V229H122ZM51 231V230H50ZM57 231V230H55ZM66 231V230H65ZM71 231V230H70ZM86 231V232H87ZM94 231V230H93ZM254 231V230H253ZM74 232V231H73ZM92 232V231H91ZM98 232V231H97ZM106 232V231H105ZM126 232V230H125ZM128 232V231H127ZM263 232V231H262ZM5 233V232H4ZM58 232H56L57 234ZM63 233V232H62ZM68 234V232H66ZM76 233V231H75ZM78 233V232H77ZM79 233L81 235L84 234V232L79 231ZM89 233V232H88ZM94 233V232H92ZM192 233V232H191ZM23 234V233H22ZM53 234V233H52ZM52 234L50 235V237L52 236ZM90 234V233H89ZM105 234V233H104ZM55 235V233L53 234ZM91 235V234H90ZM89 235V236H90ZM250 235V234H249ZM87 236V235H86ZM99 236V235H98ZM102 237L103 234L101 235ZM107 236V235H106ZM147 236V235H146ZM256 236V235H255ZM48 237V235H47ZM88 237V236H87ZM97 237V236H95ZM100 237V236H99ZM111 237V238H113ZM136 237V239H137ZM141 236H139L140 239ZM153 237V236H152ZM151 237V238H152ZM156 237V236H155ZM3 238V237H2ZM31 238V237H30ZM77 238L80 239V237L78 236ZM82 238V237H81ZM110 238V239H111ZM149 238V237H146ZM184 238V237H183ZM20 239V238H19ZM49 239V238H48ZM74 239V238H73ZM86 239V237H85ZM101 239V238H100ZM107 239H109L107 237ZM114 239V238H113ZM127 239V238H126ZM150 239V238H149ZM76 240V238H75ZM90 240V239H89ZM88 240V241H89ZM103 240V238H102ZM112 240V239H111ZM116 240V239H114ZM253 240V239H252ZM79 241V240H78ZM94 241V240H93ZM127 241V240H126ZM254 241V240H253ZM60 242V240H59ZM66 242V241H65ZM98 242V241H97ZM103 242V241H102ZM107 242V241H105ZM110 242V241H108ZM115 242V241H114ZM124 240L122 241V243L120 245H122L123 247L124 245ZM128 242V241H127ZM132 242V241H131ZM252 242V241H251ZM16 243V242H15ZM64 243V242H63ZM62 243V244H63ZM69 243V242H68ZM67 243V244H68ZM78 243V242H77ZM83 243V242H82ZM100 243V242H98ZM257 243V241H256ZM259 243V242H258ZM60 244V243H59ZM80 244V243H79ZM163 244L164 246H167V243L165 240H163ZM16 245H19L18 243ZM65 245V243L63 244ZM69 245V244H68ZM76 245V244H75ZM112 245V243H111ZM244 245V244H243ZM254 245V244H253ZM11 243H8V249L10 248ZM46 246V245H45ZM61 246V245H60ZM59 246V247H60ZM73 246V245H72ZM129 246V245H128ZM16 247V246H15ZM20 247V246H18ZM22 247V246H21ZM41 247V246H40ZM76 248L79 247V245L77 246H73ZM82 247V246H80ZM86 247V246H85ZM90 247V246H89ZM88 247V249H89ZM120 247V246H119ZM256 247V246H255ZM67 248V246L65 247ZM104 248V247H103ZM127 248V247H126ZM7 249V250H8ZM26 249V248H25ZM40 249V248H39ZM81 248H79V252ZM108 249V248H107ZM111 249V248H110ZM123 249V248H122ZM252 249V248H251ZM10 250V249H9ZM8 250V251H9ZM78 250V249H77ZM84 250V249H83ZM82 250V253H83ZM90 250V249H89ZM95 250V249H94ZM246 250V249H245ZM255 250V249H254ZM260 250V249H259ZM16 251L20 254V248H17ZM59 251V248H58ZM57 251V252H58ZM73 251V250H71ZM108 251V250H107ZM115 251V250H114ZM264 251V250H263ZM55 252V251H53ZM106 252V251H105ZM67 253H73V252H69L67 250ZM75 253V251H74ZM89 253V252H88ZM117 253V252H116ZM145 253H147V250H145ZM167 252L164 250L163 254H166ZM64 254V253H63ZM81 254V253H80ZM79 254V256H80ZM112 254V253H111ZM148 254V253H147ZM247 254V253H246ZM246 254H240L237 258H236V264H256V261H254V259L250 256H247ZM260 254V252H259ZM68 255V254H67ZM66 255V256H67ZM70 255V254H69ZM90 254H88L89 256ZM257 255V254H256ZM1 256V255H0ZM75 256V255H74ZM112 256V255H111ZM262 256V255H261ZM36 258L38 256H35ZM62 257V256H61ZM77 257V256H76ZM85 257V255H84ZM114 257V256H113ZM125 257V256H124ZM259 257V256H258ZM29 257H27L28 259ZM31 258V257H30ZM66 258V257H65ZM255 258V256H254ZM33 259V258H32ZM72 259V258H71ZM76 259V258H75ZM83 259V257H82ZM85 259V258H84ZM83 259V260H84ZM87 259V258H86ZM128 259V258H127ZM1 260L8 264L9 260H7L4 256H1ZM39 260V259H37ZM41 260V259H40ZM78 260V259H76ZM139 260V259H138ZM93 261V260H92ZM116 261V260H115ZM59 262V261H58ZM74 262V261H73ZM76 262V261H75ZM87 262V261H86ZM29 263H31L29 261ZM120 263V262H119ZM264 263V262H263ZM106 264V263H105ZM117 264V263H115Z\"/></svg>",
    "mask_w": 264,
    "mask_h": 264
}]
</instances>
